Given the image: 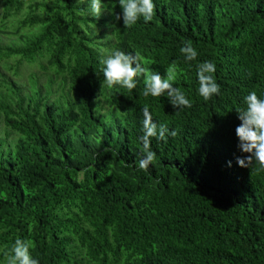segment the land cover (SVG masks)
Masks as SVG:
<instances>
[{"label": "trees", "instance_id": "16d2710c", "mask_svg": "<svg viewBox=\"0 0 264 264\" xmlns=\"http://www.w3.org/2000/svg\"><path fill=\"white\" fill-rule=\"evenodd\" d=\"M90 3L0 0V248L31 240L39 264H264V170L237 164L250 153L235 133L244 97L264 98V0H154L152 21L132 27L115 20L118 0H101L99 18ZM100 45L162 76L175 62L191 107L144 97L143 76L102 87ZM206 60L220 85L207 101ZM145 104L178 132L151 138L146 171Z\"/></svg>", "mask_w": 264, "mask_h": 264}, {"label": "clouds", "instance_id": "9594fccd", "mask_svg": "<svg viewBox=\"0 0 264 264\" xmlns=\"http://www.w3.org/2000/svg\"><path fill=\"white\" fill-rule=\"evenodd\" d=\"M82 2V0H81ZM119 10L121 13H114L115 20L123 19L125 27L134 26L141 17L148 23L152 21L156 10L154 0H118ZM91 14L99 18L102 13L101 0H91ZM104 45H100L99 66L103 67L102 87L106 86L111 89L114 86H121L132 91L136 88L138 77L144 78L143 96L162 97L167 93V97L175 109L191 107V100L185 92L179 87L174 86L177 75V66L175 62L166 68V75L162 76L158 72H150L142 66V59L139 53H126L118 48L108 52ZM180 52L188 61L195 60L198 56L197 50L193 47L191 41H184ZM41 60L32 62V69L36 72ZM24 64V63H23ZM31 64V63H30ZM29 64V65H30ZM28 65V66H29ZM27 65L24 67L27 69ZM216 65L212 61H203L197 65L198 93L205 100H209L213 95H218L220 85L216 82L214 73ZM246 107L236 108L238 119L241 123L236 127L235 133L238 137V149L244 153H250L248 156H237V164L241 167L250 168L255 163L260 170H264V98L257 95L255 91L250 92L244 97ZM143 120V135L139 137L142 143L143 158L138 162L141 170H147L149 165L155 160L156 152L151 150V138L167 141L168 136L175 137L178 135L176 130L169 131L165 124L153 122V116L149 106L145 104L141 108ZM109 149L105 148V151ZM231 166V161L228 162ZM33 247L31 240L17 237L11 246L5 245L0 248V255L3 257L4 264H39V260L34 258L30 249Z\"/></svg>", "mask_w": 264, "mask_h": 264}]
</instances>
